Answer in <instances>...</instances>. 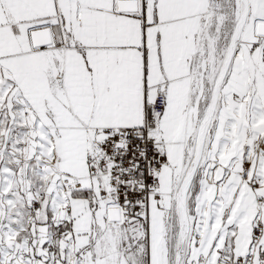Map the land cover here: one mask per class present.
I'll return each instance as SVG.
<instances>
[{
	"label": "snow or ice",
	"instance_id": "obj_1",
	"mask_svg": "<svg viewBox=\"0 0 264 264\" xmlns=\"http://www.w3.org/2000/svg\"><path fill=\"white\" fill-rule=\"evenodd\" d=\"M0 264H264V0H0Z\"/></svg>",
	"mask_w": 264,
	"mask_h": 264
}]
</instances>
